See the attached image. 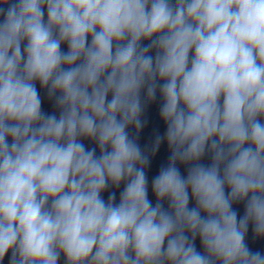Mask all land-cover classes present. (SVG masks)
<instances>
[{"label": "clouds", "instance_id": "1", "mask_svg": "<svg viewBox=\"0 0 264 264\" xmlns=\"http://www.w3.org/2000/svg\"><path fill=\"white\" fill-rule=\"evenodd\" d=\"M250 230L264 0H0V264H264Z\"/></svg>", "mask_w": 264, "mask_h": 264}]
</instances>
